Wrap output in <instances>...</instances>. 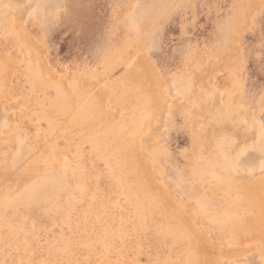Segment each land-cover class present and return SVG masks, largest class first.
<instances>
[{"label":"rangeland","instance_id":"rangeland-1","mask_svg":"<svg viewBox=\"0 0 264 264\" xmlns=\"http://www.w3.org/2000/svg\"><path fill=\"white\" fill-rule=\"evenodd\" d=\"M0 264H264V0H0Z\"/></svg>","mask_w":264,"mask_h":264},{"label":"bare ground","instance_id":"bare-ground-1","mask_svg":"<svg viewBox=\"0 0 264 264\" xmlns=\"http://www.w3.org/2000/svg\"><path fill=\"white\" fill-rule=\"evenodd\" d=\"M150 90H151V88H150ZM145 99V98H144ZM144 101V100H143ZM143 104V103H142ZM90 109V108H89ZM154 115V114H153ZM155 116V115H154ZM154 118V117H153Z\"/></svg>","mask_w":264,"mask_h":264}]
</instances>
